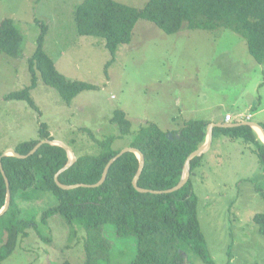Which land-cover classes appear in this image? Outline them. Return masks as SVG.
<instances>
[{
  "label": "rangeland",
  "instance_id": "obj_1",
  "mask_svg": "<svg viewBox=\"0 0 264 264\" xmlns=\"http://www.w3.org/2000/svg\"><path fill=\"white\" fill-rule=\"evenodd\" d=\"M83 1L0 0V23L13 20L23 37L18 57L0 52V153L37 139L40 124L77 157L97 156L99 142L110 137H116L113 149L122 150L146 123L171 134L186 122L224 121L230 114L237 122L252 116L264 127V61L249 54L244 38L228 29L182 28L166 34L140 20L130 42L111 56L103 38L78 34L74 12ZM115 1L141 9L148 0ZM41 24L47 26L43 49L56 71L68 81L93 86L69 103L39 77L30 89L35 107L6 99L30 85L27 61L36 51ZM116 109L131 122L128 136L118 137L111 123ZM192 185L213 263L264 264V236L252 220L264 214V171L253 146L215 137ZM17 203L19 218L31 222L28 236H19L0 264H83L87 234L60 215L44 218L56 205L49 193ZM103 235L112 246L109 264H127L136 252V238L118 237L113 225L105 226ZM185 264L205 263L191 253Z\"/></svg>",
  "mask_w": 264,
  "mask_h": 264
},
{
  "label": "trees",
  "instance_id": "obj_2",
  "mask_svg": "<svg viewBox=\"0 0 264 264\" xmlns=\"http://www.w3.org/2000/svg\"><path fill=\"white\" fill-rule=\"evenodd\" d=\"M74 20L79 35L103 38L111 56L119 45L130 42L137 22L146 20L166 34L182 28L231 30L246 40L249 54L256 61H264V0H148L141 9L115 0H84L74 12ZM46 33L47 26L41 24L36 51L27 61L30 85L9 93L7 100L24 101L35 107L30 89L35 87L38 77L66 103L93 88L85 82L68 81L56 71L43 49ZM22 42L23 37L14 21L2 20L0 52L18 57ZM111 123L118 127V137L131 134V122L122 110H114ZM207 125L202 120L186 122L180 130L171 132V138L156 124L141 126L127 146L138 149L145 158L138 186L154 191L176 186L187 157L205 142ZM88 134L93 138L90 132ZM219 135L252 145L264 171V145L250 127L214 128L213 138ZM115 139L110 137L99 142L101 151L97 156L77 157L73 166L59 176V182L64 185L96 184L108 161L120 152L113 149ZM41 140H54L45 124H40L37 139L22 142L15 150L26 155ZM201 159L202 156L191 160L190 178L180 190L144 194L132 186L139 160L131 152L112 164L105 182L99 187L70 191L61 190L54 182L55 174L67 163L66 152L59 146L45 144L27 159L2 158L10 182L11 204L0 216V263L11 255L19 236H28L25 230L31 222L19 218L17 202L30 200L42 192L49 193L56 201V205L44 212V218L60 215L69 226L85 230L83 264H109L112 246L103 235L107 225L114 226L118 237L136 238V252L127 264H185L191 253L205 264H214L201 230L198 201L192 185V175ZM5 201L6 186L0 172V210ZM252 220L264 236V214L257 213ZM61 264L72 263L64 261Z\"/></svg>",
  "mask_w": 264,
  "mask_h": 264
},
{
  "label": "water",
  "instance_id": "obj_3",
  "mask_svg": "<svg viewBox=\"0 0 264 264\" xmlns=\"http://www.w3.org/2000/svg\"><path fill=\"white\" fill-rule=\"evenodd\" d=\"M241 126H246V127H250L253 128L259 138L262 141V144L264 145V127L258 123H254V122H249V121H244V122H240V123H234V124H228V123H224V124H208L206 127V139L205 142L198 147L195 151H193L186 159L185 163H184V167L182 170V175H181V179L179 181V183L174 186L173 188L166 190V191H154V190H146V189H142L138 186V181L139 178L141 176V173L143 171L144 165H145V158L144 155L141 153V151H139L136 148L133 147H125L122 150H120V152L114 156L112 159H110L108 161V163L106 164L101 179L93 185H85V184H75V185H64L62 183L59 182L58 178L59 176L65 172L66 170H68L71 166H73V164L77 161V156L75 155V153L73 152V150L66 145L64 142L62 141H58V140H41L39 141L35 147L26 155H22L20 153H18L15 149H8L5 152L1 153L0 155V172L1 175L4 179L5 182V186H6V201L5 204L3 206V208L0 210V216L4 215L11 204V191H10V182L7 178V176L5 175L3 166H2V158L4 157H8V156H13L17 159H27L30 156H32L33 154L36 153V151L43 145L48 144V145H55V146H59L61 148L64 149V151L66 152L67 155V163L66 165L60 169L54 176V182L55 184L64 191H70V190H74L77 188H96L99 187L100 185H102L108 175L109 169L112 166V164L119 159L122 155H124L125 153H134L136 154L138 160H139V165H138V170L136 172V175L134 176L133 180H132V186L133 188L139 192V193H144V194H164V193H172L175 191L180 190L181 188H183L185 186V184L188 182L189 178H190V173H191V160L196 158V157H201L203 156L205 153H207L211 147L212 141H213V130L214 128H236V127H241ZM259 129L261 131V133H259L256 129ZM262 134V135H261ZM169 138H171V134H168ZM263 136V137H262Z\"/></svg>",
  "mask_w": 264,
  "mask_h": 264
},
{
  "label": "crops",
  "instance_id": "obj_4",
  "mask_svg": "<svg viewBox=\"0 0 264 264\" xmlns=\"http://www.w3.org/2000/svg\"><path fill=\"white\" fill-rule=\"evenodd\" d=\"M226 115H228V114H226ZM230 115V114H229ZM242 115V114H241ZM238 116H240V115H238ZM233 117V116H232ZM252 120V116L250 117V119L248 120L249 122H252L251 121ZM244 121H246V120H243V121H241V122H244ZM207 122V121H206ZM208 124H224V123H227V122H225V121H222V120H220V121H218V122H215V121H209V122H207ZM234 123H240V121L239 122H237V121H232L231 123H228V124H234ZM254 123H256V122H254ZM259 124V123H258ZM261 125V124H260ZM214 139V138H213Z\"/></svg>",
  "mask_w": 264,
  "mask_h": 264
},
{
  "label": "built area",
  "instance_id": "obj_5",
  "mask_svg": "<svg viewBox=\"0 0 264 264\" xmlns=\"http://www.w3.org/2000/svg\"><path fill=\"white\" fill-rule=\"evenodd\" d=\"M250 117H251V116H249L247 120H249ZM225 121H226V122H231V121H232V116H230V115H226V116H225Z\"/></svg>",
  "mask_w": 264,
  "mask_h": 264
},
{
  "label": "clouds",
  "instance_id": "obj_6",
  "mask_svg": "<svg viewBox=\"0 0 264 264\" xmlns=\"http://www.w3.org/2000/svg\"><path fill=\"white\" fill-rule=\"evenodd\" d=\"M224 121H225V119H224ZM246 121H248V120H246ZM225 122H226V121H225ZM240 122H241V121H240ZM227 123H231V122H227ZM251 129L255 132V134L257 135L258 139L261 141V139L259 138L257 132H256L253 128H251ZM261 142H262V141H261Z\"/></svg>",
  "mask_w": 264,
  "mask_h": 264
},
{
  "label": "bare ground",
  "instance_id": "obj_7",
  "mask_svg": "<svg viewBox=\"0 0 264 264\" xmlns=\"http://www.w3.org/2000/svg\"><path fill=\"white\" fill-rule=\"evenodd\" d=\"M256 130H257L259 133H261V131H260L258 128H257Z\"/></svg>",
  "mask_w": 264,
  "mask_h": 264
}]
</instances>
